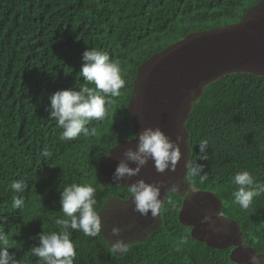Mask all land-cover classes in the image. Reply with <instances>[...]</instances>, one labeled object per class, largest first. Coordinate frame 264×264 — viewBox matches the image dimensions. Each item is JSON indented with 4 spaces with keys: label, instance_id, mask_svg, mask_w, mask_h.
<instances>
[{
    "label": "trees",
    "instance_id": "1",
    "mask_svg": "<svg viewBox=\"0 0 264 264\" xmlns=\"http://www.w3.org/2000/svg\"><path fill=\"white\" fill-rule=\"evenodd\" d=\"M248 1L256 0H0V233L7 239L0 246L19 264H39L29 251L38 244L35 237L59 231V189L65 185L92 184L98 213L111 199L129 200L127 187L101 186L98 176L119 140L137 138L128 104L138 68L168 41L241 21ZM86 48L119 59L126 83L111 99L122 97V105L117 116L112 103L106 105L105 119L88 125L95 135L62 142L61 129L46 111L48 96L83 83L78 72ZM184 131L187 160H196L201 139L209 147V159L196 161L204 164L207 181L186 182L196 193L213 195L244 246L264 258V194L248 210L232 195V177L239 171L264 182V76L231 72L207 83L189 108ZM44 150L51 156L43 157ZM15 180L25 181L23 193L10 190ZM171 194L159 227L129 244L127 254L110 253L101 232L88 237L70 230L74 264H238L230 260L232 246L217 249L191 237L192 228L178 219L183 201L177 194L172 201ZM13 195L23 196L22 210L11 208Z\"/></svg>",
    "mask_w": 264,
    "mask_h": 264
},
{
    "label": "rangeland",
    "instance_id": "2",
    "mask_svg": "<svg viewBox=\"0 0 264 264\" xmlns=\"http://www.w3.org/2000/svg\"><path fill=\"white\" fill-rule=\"evenodd\" d=\"M242 9H248L241 21L230 22L226 27L206 32L190 34L175 42L168 41L155 52L149 61L138 68L137 79L128 110L134 122V132L138 134L145 127H160L172 140L180 137L181 160L174 171L157 173L149 161L137 176L121 181L127 187L136 180L163 185L161 198L164 201L170 185H177L175 194L186 202L184 211L179 210L178 219L194 227L193 235L212 246H234L232 256L235 261L249 264L252 253L244 246L237 228L220 214L219 203L213 195L196 193L186 182L185 162L187 160V136L184 122L191 104L196 101L202 88L216 78L231 72H249L264 76V0L248 1ZM242 9L239 10L241 13ZM122 105V97L112 102L114 116ZM120 141V142H119ZM116 147L108 152L99 169L98 183L101 186L113 183L111 176L123 159L126 148H135V141L119 140ZM135 167L134 164H129ZM176 207L175 201L172 202ZM183 211V212H182ZM201 211V214L199 213ZM211 212L215 227L213 232L208 224L200 222L201 217ZM101 234L109 246L115 239L126 244L140 242L160 225V215L141 216L134 211L131 198L127 202L111 199L99 213ZM120 226L124 230L120 237H113L111 229ZM120 254V253H117ZM260 264L264 258L259 257Z\"/></svg>",
    "mask_w": 264,
    "mask_h": 264
},
{
    "label": "clouds",
    "instance_id": "3",
    "mask_svg": "<svg viewBox=\"0 0 264 264\" xmlns=\"http://www.w3.org/2000/svg\"><path fill=\"white\" fill-rule=\"evenodd\" d=\"M82 61L78 76L83 77V83L79 87L57 90L48 96L49 108L46 111L61 129L59 140L62 142L75 140L81 134L86 137L95 135V127L89 128L88 125L93 121L105 119L106 105L112 103L111 98L120 95V90L126 83L121 75L119 59H111L107 51L86 48L82 53ZM137 136L135 148L124 150L123 159L119 160L111 176L113 184L137 176L149 161L152 162L155 171L162 174L166 171H174L181 160L180 137L172 140L160 127H145ZM197 145H199V154L196 160L185 162V178L189 182L198 179L199 183L203 184L207 181L208 175L204 171V164H197L196 161L209 159L208 140L201 139ZM42 156L50 157L51 153L44 150ZM130 163L135 167H130ZM232 183L236 186L232 193L233 202L242 210H248L254 198L264 194V182L255 180L246 170L237 172L232 177ZM26 187L24 180H15L11 183L10 190L14 194H20L26 190ZM162 187L164 186L148 183L143 179L129 184L127 192L130 194L134 211L141 216L160 215L164 209V201L161 198ZM165 191L169 194L176 193L179 187L173 184L165 188ZM95 193L96 188L92 184L76 182L65 185L62 190L59 189V211L63 213L62 217L55 220L59 231L40 232L35 237L38 244L29 250L33 257L38 258L39 264H74L76 250L70 239V230L80 231L88 237L100 235L101 218L95 209L97 203ZM24 203L23 196L13 195L11 208L22 210ZM213 215L218 214L206 212L200 222L208 224L210 229L216 232L218 229L215 227ZM123 230L120 226H113L111 235L120 237ZM0 243L7 244L4 233H0ZM7 249L8 247L0 246V264H19L14 254H10ZM129 251L130 246L121 239H115L109 247V252L113 255L127 254ZM249 264H260L259 257L255 253L249 256Z\"/></svg>",
    "mask_w": 264,
    "mask_h": 264
},
{
    "label": "water",
    "instance_id": "4",
    "mask_svg": "<svg viewBox=\"0 0 264 264\" xmlns=\"http://www.w3.org/2000/svg\"><path fill=\"white\" fill-rule=\"evenodd\" d=\"M217 200V199H216ZM217 202L219 203V206H220V202L217 200ZM221 207V206H220ZM184 208V204H183V206H182V209ZM182 214V213H181ZM179 218H181V215L179 216ZM185 227H192V230H191V237L192 238H194V239H197L198 241H200V242H203V240H201V239H198V238H196L194 235H193V232H194V227L193 226H190V225H184ZM238 231V230H237ZM241 239L243 240V238L241 237ZM205 243H207L206 241H204ZM208 244V243H207ZM210 247H213V248H217V249H220V248H227V247H229V246H212V245H210V244H208ZM233 246V245H232ZM234 247H235V245H234ZM236 249V248H235ZM235 249L234 250H232L231 251V253H230V260L232 261V262H234V263H238V264H243V263H241L240 261L238 262V261H235L234 259H233V255H234V253H235ZM252 254L253 253H255L254 251H252V250H250V249H248Z\"/></svg>",
    "mask_w": 264,
    "mask_h": 264
},
{
    "label": "crops",
    "instance_id": "5",
    "mask_svg": "<svg viewBox=\"0 0 264 264\" xmlns=\"http://www.w3.org/2000/svg\"><path fill=\"white\" fill-rule=\"evenodd\" d=\"M129 113H130V112H129ZM133 123H134V122H133ZM134 128H135V126H134ZM136 135H137V134H136ZM136 139H137V138H136ZM136 139H135V140H136ZM135 140H133V141H135ZM126 142H127V141H126ZM131 142H132V141H131ZM107 159H108V157L106 158V160H107ZM102 163H103V162H102ZM191 188H192V187H191ZM198 194H199V193H198ZM130 198H131V197H130ZM130 198H129V199H130ZM182 199H183V198H182ZM215 200H216V198H215ZM182 201H183V202H182V206H183V204H184V207H185L186 202H185L184 200H182ZM216 201H217V200H216ZM219 209H220V207H219ZM181 210H182V207H181ZM183 211H184V208H183ZM183 211H182V212H183ZM181 215H182V214H181ZM179 221H180L181 224H183V226L186 225L185 223H183V222L181 221V218H179ZM186 228H189V227H186ZM191 228H192V227H191ZM237 232H238V231H237Z\"/></svg>",
    "mask_w": 264,
    "mask_h": 264
},
{
    "label": "flooded vegetation",
    "instance_id": "6",
    "mask_svg": "<svg viewBox=\"0 0 264 264\" xmlns=\"http://www.w3.org/2000/svg\"><path fill=\"white\" fill-rule=\"evenodd\" d=\"M199 194H201V193H199ZM202 195L204 196V195H209V194H202ZM231 248H232V249H234V247H233V246H232Z\"/></svg>",
    "mask_w": 264,
    "mask_h": 264
}]
</instances>
